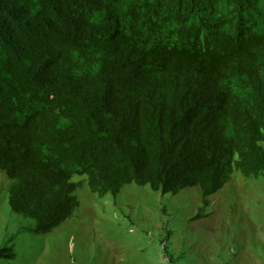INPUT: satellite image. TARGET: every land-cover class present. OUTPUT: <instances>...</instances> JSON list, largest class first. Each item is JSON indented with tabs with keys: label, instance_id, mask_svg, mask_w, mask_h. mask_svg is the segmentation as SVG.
Segmentation results:
<instances>
[{
	"label": "trees",
	"instance_id": "obj_1",
	"mask_svg": "<svg viewBox=\"0 0 264 264\" xmlns=\"http://www.w3.org/2000/svg\"><path fill=\"white\" fill-rule=\"evenodd\" d=\"M0 170L20 235L74 216L76 177L99 198L199 186L208 216L264 173V0H0Z\"/></svg>",
	"mask_w": 264,
	"mask_h": 264
},
{
	"label": "rangeland",
	"instance_id": "obj_2",
	"mask_svg": "<svg viewBox=\"0 0 264 264\" xmlns=\"http://www.w3.org/2000/svg\"><path fill=\"white\" fill-rule=\"evenodd\" d=\"M75 180L83 182L80 207L41 238L19 234L26 219L12 211V181L0 170V249L17 232L22 244V258L0 264H264V173L235 172L195 221L204 206L199 186L173 195L132 183L99 198L84 177Z\"/></svg>",
	"mask_w": 264,
	"mask_h": 264
}]
</instances>
